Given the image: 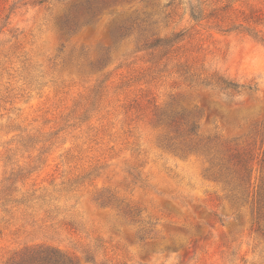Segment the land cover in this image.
I'll list each match as a JSON object with an SVG mask.
<instances>
[{"label": "rangeland", "instance_id": "rangeland-1", "mask_svg": "<svg viewBox=\"0 0 264 264\" xmlns=\"http://www.w3.org/2000/svg\"><path fill=\"white\" fill-rule=\"evenodd\" d=\"M87 1L0 0V264H264V0Z\"/></svg>", "mask_w": 264, "mask_h": 264}, {"label": "trees", "instance_id": "trees-1", "mask_svg": "<svg viewBox=\"0 0 264 264\" xmlns=\"http://www.w3.org/2000/svg\"><path fill=\"white\" fill-rule=\"evenodd\" d=\"M118 0H88L87 6H79L75 10V15L73 18L67 20L68 31H76V28L81 25L86 26L93 24L94 20L98 18L101 14L108 11L112 6L117 4ZM190 16L194 20L202 19V11L198 5L189 4ZM211 85V84H206ZM213 86V85H212ZM215 87H218L222 91L230 93H239V86L219 79L214 83ZM177 122L175 120L169 123V126L176 127ZM178 124V123H177ZM198 126L194 123L187 124L185 128L180 129L179 127L175 128L176 133L184 135L189 139L191 144H195L194 148H197L198 137ZM241 171L244 174V177L248 178L247 166L238 161ZM252 214H253V223L252 229L264 237V187H260L256 193L255 197L252 200ZM86 263L95 264L94 261L90 259H85ZM5 264H76L73 263L66 255L54 248L49 247H32L24 250L18 256L11 257L6 261Z\"/></svg>", "mask_w": 264, "mask_h": 264}]
</instances>
